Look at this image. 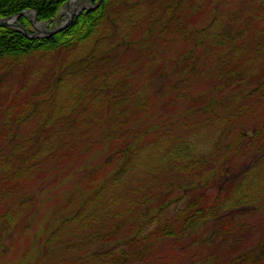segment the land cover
<instances>
[{
  "label": "rangeland",
  "instance_id": "obj_1",
  "mask_svg": "<svg viewBox=\"0 0 264 264\" xmlns=\"http://www.w3.org/2000/svg\"><path fill=\"white\" fill-rule=\"evenodd\" d=\"M90 3V0H75L70 4V12L63 6L52 22L36 27L53 30L65 22L75 8L90 7ZM193 3L194 10L197 7L200 10L190 19L191 28L205 27L214 20L217 28L213 32L218 29V33H226L227 37L229 31L237 34L236 49L224 53L225 46L222 47L218 51L222 58L214 61L205 54L206 43L211 39L204 40L203 49L192 48L194 39L157 43L155 49L149 45L140 47L137 44L139 33L131 31L128 35L132 43L130 49L114 60L119 77L127 78L136 92L135 105L128 107L127 127L120 128L116 135L113 127L99 131V123L89 128L75 125L73 134L85 132L87 136L68 139L64 148L38 166L23 192L15 194L24 199L19 215L28 217V227L18 236V232L8 235L4 241L6 250L0 249V264H57L64 258L78 260L88 252L106 249L108 243L103 238L111 231H116L119 238L133 236L135 229L131 228L130 221L126 223L123 219L126 215L116 214L124 213L129 203L135 206L136 201L145 198L138 192L139 188H144L150 202L162 191L185 186L186 189L194 187L188 191L194 194L203 191L202 185L209 189V202L217 199L220 203V217L243 227L236 235H242L244 243L235 249L229 247L232 240L207 245L200 239L204 232L197 230L193 236L182 240L156 243L151 247L147 263L203 264L202 259L209 256L207 264H226L242 251H252L256 253L257 264H264L261 251L264 248V105L252 118L248 116L243 126L239 120L229 121V114L236 106L232 100H239L243 91L264 79V0H193ZM148 48L153 51L151 54L147 53ZM44 58L32 63L34 73L27 81H23L22 73L16 72L0 83V144L5 138L2 136L6 124H14L13 132L18 141L27 140L49 114L56 119L72 115L77 94L84 93L87 80L77 76L62 80L56 89L50 80L44 81L42 75L46 70L39 68L57 62L55 59L46 63L54 58L51 54ZM51 68L43 78H50L54 70ZM230 70L245 75V84H240L239 90L226 79L230 78ZM41 83L50 85L47 93ZM39 98L46 101L36 104ZM144 104L151 106L148 111L140 107ZM238 104L247 108L249 102ZM252 127L262 133L256 143L249 138ZM240 130L242 134H237ZM146 131L153 134L150 139L158 142V151L189 143L193 156L187 165L193 169H189L188 174L183 170L166 171L157 164L150 140L147 148L135 155L125 181L110 187L111 175L123 161L115 152H121L126 143L144 145ZM6 149L2 146L0 153ZM87 172L93 174L95 181L90 180ZM101 183L104 188L98 199L92 206L79 209L82 201L79 188L89 192ZM182 206L183 202H178L176 210ZM77 210L86 222L65 223L64 218ZM107 210L112 214L107 215ZM119 223L127 225L126 228L117 229ZM56 227L60 230L50 241L51 229ZM67 241L74 242L75 247L66 250L64 242ZM227 251V261L220 262L219 258Z\"/></svg>",
  "mask_w": 264,
  "mask_h": 264
},
{
  "label": "trees",
  "instance_id": "obj_2",
  "mask_svg": "<svg viewBox=\"0 0 264 264\" xmlns=\"http://www.w3.org/2000/svg\"><path fill=\"white\" fill-rule=\"evenodd\" d=\"M67 1L0 0V20L27 12L18 18L17 23L22 26L26 34L33 33L29 28L31 27L29 15L33 17L34 13L38 24L50 23L58 16ZM92 4L95 5L96 2H92ZM196 9L194 10L193 0H103L97 7L80 12L66 29L49 38L27 37L15 28H0V83L5 81L11 73L16 72L22 73L23 81H27L29 76L34 73L32 63L43 60L50 54L54 58L46 63L55 59L57 62L53 66L45 67L43 65L39 69L46 70L42 79L50 80L54 89L62 80L71 76L87 80L84 93L77 94L75 98L77 103L73 107L75 110L72 115L69 113L63 118L56 119L53 114H49L29 139L18 141L13 132L14 124L8 123L4 126L2 137L5 138L0 144V149L2 146H6L7 149L6 152L0 153V249H5L4 241L9 234L13 235L14 232H18L16 234L18 236L28 227L26 226L29 221L28 217L19 215V209L24 204V199L15 196V194L23 192L38 166L51 159L58 150L64 148L69 143L68 139L87 136L85 132L73 134L76 129L75 125L89 128L99 123V131L113 127L112 129L116 130V135L117 132L120 133V128L127 127V115L130 114L128 107L135 105L136 92L134 87L126 81L127 78L119 77L115 71L118 66L114 60L130 49L132 43L128 35H131V31L135 30L139 33L140 39L137 44L140 47L149 45L155 49L157 43L164 45L190 39H194L192 48L203 49L204 40H214L215 42L206 43L207 49H205V54H209L214 61L222 58L221 53L218 52L222 47L225 46L224 53H230L232 48L233 51L236 49L237 34H232L229 31L227 37L226 33L222 35L220 32L218 33V29L213 32L212 30L217 28L214 20L205 27H195L193 30L192 25L189 24H192L190 22L192 16L198 15L195 13L199 12L200 8ZM211 10L215 11L213 8ZM208 31L209 33H207ZM83 48L84 51H81ZM152 52L148 48L147 53L151 54ZM76 54L84 55L79 57ZM203 58H205L204 54ZM51 67L54 70L50 72V78H43L50 69L52 70ZM228 75L230 78L226 79L230 80V84L233 82V87L238 90L241 88L240 84H245L244 74L230 70ZM246 84L249 83L246 82ZM41 86L45 88L44 93H47L50 85L41 83ZM42 101L46 100L39 98L35 103L38 104ZM241 102H249V105L247 108H243L238 104ZM232 103L236 106L229 114V121L239 120L243 126L248 116L252 118L257 110L264 105V79L256 81L248 90L242 92L239 100L233 99ZM208 106L209 104L205 107L208 108ZM140 107L143 108V111H148L151 106L144 104ZM145 133H147L145 134L147 137H145L144 145L142 143L140 146L133 142L126 143L121 150V152L123 151L122 155L119 150L115 152V155L120 156L123 161L112 173L110 187L118 186L125 181L135 155L138 151L144 150L147 141L150 140L152 141V151L158 159L157 164L162 165L166 171L180 172L183 170L188 174L189 169H193L187 165L193 156L189 143L173 145L169 151L165 149L158 151V142L149 138L153 134L148 131ZM237 134H242L241 130ZM261 134V130L252 127L249 133L251 142L256 143ZM70 144L73 145L71 141ZM87 174L91 181H95L91 172H87ZM204 187L202 185L203 191L194 194L188 192L192 191L194 187L190 189H186L185 186L174 188L175 193L169 189L165 193L163 191L157 193V197L150 202L143 192L144 188H139L138 192L141 191L140 193L145 198L141 197L140 201H136L135 206L129 203L124 213L116 214L122 217L126 215L123 219L126 220V223L130 221L131 228L134 227L133 236L119 238L116 231H111L103 238L108 243L106 249L88 252L83 257L80 256L78 260L64 258L57 264H156L150 263V261L147 263L153 245L191 237L197 230L204 232L200 237L202 243L221 245L232 240L233 243H230L229 247L231 249L238 248L245 239L242 235L238 237L236 234L240 233L239 231L243 227L236 226L232 220H223L220 217V203H217V199L209 202V189ZM103 188L104 184L102 185V183L89 192L79 188L82 192L79 193L82 195L79 209H84L90 204L92 206ZM87 189H89V185ZM67 201L70 202L68 199ZM181 201L183 206L176 210V205ZM107 211V215L112 214L111 210ZM64 221L65 223L80 224L86 222L79 210L67 215ZM213 223L214 225L210 226ZM119 224L117 229L127 226L123 223ZM59 230L60 227L51 229L50 241L53 236L58 234ZM55 233L57 234L54 235ZM64 243L66 250L72 246L75 247L74 242ZM261 251L264 254V248ZM227 255L228 251L219 258V261H227ZM255 256L256 253L254 254L252 251H242L238 256L230 257L231 259L226 264H257ZM197 257V255L194 256V259ZM208 257L202 259L203 264L209 262ZM210 257L214 258L213 255Z\"/></svg>",
  "mask_w": 264,
  "mask_h": 264
},
{
  "label": "water",
  "instance_id": "obj_3",
  "mask_svg": "<svg viewBox=\"0 0 264 264\" xmlns=\"http://www.w3.org/2000/svg\"><path fill=\"white\" fill-rule=\"evenodd\" d=\"M75 0H68L66 2V9L70 12V4L72 2H74ZM90 1H96V4L95 5H91V8H95L97 7L103 0H90ZM91 8H84V7H78V8H75V11L74 12H71L69 13L68 15V18L65 22H63L62 24H60L59 26H57L56 28H54L53 30H40L38 29L36 26L39 25L37 22H36V16L35 14L33 13V17L32 19L30 20V24L32 26V29L35 31L34 33H29L26 34V32L23 30L22 26L19 25L17 23V20L19 17L25 15L27 12H22V13H19L17 15H14L12 17H9L7 19H3V20H0V28H15L17 29L20 33L24 34L25 36L27 37H32V38H49L61 31H63L64 29H66L69 24L72 22L73 18L79 13L81 12V10H89ZM29 13H31V11H28Z\"/></svg>",
  "mask_w": 264,
  "mask_h": 264
}]
</instances>
